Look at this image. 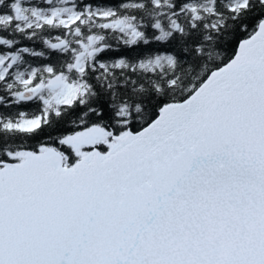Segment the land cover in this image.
Masks as SVG:
<instances>
[{"label": "snow or ice", "instance_id": "1", "mask_svg": "<svg viewBox=\"0 0 264 264\" xmlns=\"http://www.w3.org/2000/svg\"><path fill=\"white\" fill-rule=\"evenodd\" d=\"M0 264H264V0H0Z\"/></svg>", "mask_w": 264, "mask_h": 264}]
</instances>
